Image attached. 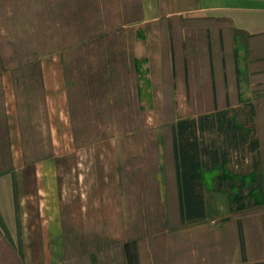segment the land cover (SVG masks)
Instances as JSON below:
<instances>
[{
    "label": "rangeland",
    "instance_id": "374dc122",
    "mask_svg": "<svg viewBox=\"0 0 264 264\" xmlns=\"http://www.w3.org/2000/svg\"><path fill=\"white\" fill-rule=\"evenodd\" d=\"M140 14V0H0V103L6 113L7 77L20 121L11 162L19 152L30 164L23 178L37 195L34 164L57 148L45 178L55 187L50 213L64 226L63 264H184L188 225L179 216L172 124L214 107L211 92L172 88L166 28L139 25ZM140 35L149 47L143 59L134 52ZM25 59L37 60L41 78L42 66L54 79L59 70L54 83L67 116L58 137L52 138L37 69L13 68ZM263 162L259 150L227 149L201 172L207 198L224 193L237 211L264 203ZM30 232L35 248L38 230ZM4 251L2 264L15 263Z\"/></svg>",
    "mask_w": 264,
    "mask_h": 264
},
{
    "label": "crops",
    "instance_id": "0c3cea01",
    "mask_svg": "<svg viewBox=\"0 0 264 264\" xmlns=\"http://www.w3.org/2000/svg\"><path fill=\"white\" fill-rule=\"evenodd\" d=\"M140 6L138 24L164 26L167 42L172 43V88L211 92L214 108L202 114L227 111L237 129H250L253 123L251 132L258 139V150L264 153V0H140ZM134 52L137 59L148 57L144 36L137 37ZM56 72L54 79L52 69L42 66L43 102L52 138L65 130L67 116L64 95L59 96L54 83L60 76L59 70ZM3 92L13 139L20 135V121L7 77L3 78ZM57 155L56 148L50 158L34 164L40 177L37 195L23 178L30 164L20 161L19 152L10 166L0 171V253L5 250L13 255L15 263L11 264L64 262V226L59 214L50 213L55 187L45 178L55 167L49 159ZM258 169L264 185V162ZM202 186L204 216L185 222L184 264H264V203L232 210L224 193L207 198ZM29 230L32 235L38 230L35 248L28 239ZM33 250L38 252L34 257Z\"/></svg>",
    "mask_w": 264,
    "mask_h": 264
},
{
    "label": "trees",
    "instance_id": "16d2710c",
    "mask_svg": "<svg viewBox=\"0 0 264 264\" xmlns=\"http://www.w3.org/2000/svg\"><path fill=\"white\" fill-rule=\"evenodd\" d=\"M13 68L16 71L36 68L42 83L37 60L25 59L15 63ZM208 134L212 135L210 139ZM234 148L239 154H256L258 139L249 128H235L227 111L179 119L172 124V152L181 223L196 221L204 216L202 168L213 167L225 158L227 149ZM10 164V136L4 106L0 103V171Z\"/></svg>",
    "mask_w": 264,
    "mask_h": 264
}]
</instances>
